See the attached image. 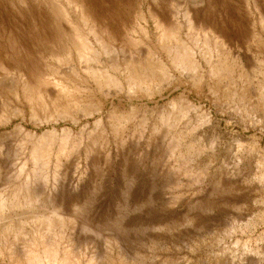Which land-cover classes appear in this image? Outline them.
I'll list each match as a JSON object with an SVG mask.
<instances>
[{
	"label": "rangeland",
	"instance_id": "rangeland-1",
	"mask_svg": "<svg viewBox=\"0 0 264 264\" xmlns=\"http://www.w3.org/2000/svg\"><path fill=\"white\" fill-rule=\"evenodd\" d=\"M28 194L0 264H264V0H0V201Z\"/></svg>",
	"mask_w": 264,
	"mask_h": 264
},
{
	"label": "bare ground",
	"instance_id": "bare-ground-1",
	"mask_svg": "<svg viewBox=\"0 0 264 264\" xmlns=\"http://www.w3.org/2000/svg\"><path fill=\"white\" fill-rule=\"evenodd\" d=\"M218 44H219V42L216 40V38L212 34L209 33L206 37V46H207V50H208L210 57H212L211 55L213 53V46L217 47ZM210 59L211 58H209V61H211ZM176 60H177V62H181V61L186 60L188 70H196L197 69L196 64L192 60V53L191 52H189V53L184 52V54H178V56H176ZM157 69L158 68L150 67V71L152 72L151 75H147L144 71H143V73L135 71V73L133 75L129 76L131 83H132L131 89H137V88H142V87L148 86L153 82L154 79H157V80L162 81V82L168 81L170 79V76L165 69L160 68L161 70L158 73H156ZM221 71H222L221 68L217 67L216 65H211L210 72H211L212 76H221L220 75ZM98 76H99V78H101V79L98 78L99 80H101V82H99L100 87L120 88V84H119V81L117 79H114L109 75H106V73H100ZM60 94H63L62 90H61ZM77 105H78V102H76L74 100H66V101H63L62 104L60 103V106H66V108L77 107ZM62 143H63V141H62ZM60 147L61 148H60L59 152L62 154H65L67 151L66 149L69 148L68 144H62ZM38 152H40V150H37L34 152V154H33L34 159H37ZM42 152L44 154L46 153L45 156H43V157L47 158V156L49 157L51 155V149H49V148H46ZM29 182L30 181L28 180V184H29ZM31 195L32 194H28L27 198L24 197L25 200H22L23 202L19 200L18 202H15L13 204L10 203L8 199H3L2 201H0V217H2L3 214L11 207H14V206L19 207V206H22L23 204H32L34 201L33 200L34 197H32ZM51 217H53V216H51ZM49 219L50 218H46V220L41 221V222H42V226H43V224H45L48 229H51L54 226V222H53V220H49ZM54 220H55V217H54ZM37 221H38V219H37ZM60 222H62L63 226H66V222L65 223H63V221H60ZM70 223L73 224V221L69 222V224H68L69 226H70ZM72 224H71V227H72ZM55 226L53 228H55ZM47 228H46V230H47ZM64 229H66V228H64ZM7 230H8V233H9V231L14 233V231H12V228H9ZM15 236H18V235H15ZM33 245H34V247L35 246L37 247V243L36 244L34 243ZM36 247L34 249H30L27 252L28 253L27 256L24 258H22L20 256L17 257L16 255H14L12 257V261H13L12 263L13 264H58V263L59 264H76V262L72 261V259L70 258L69 252H66L64 254L63 258H61L59 256L61 247H60V244H58V243H55V245L53 247L50 246L51 248L48 250H46L47 249L46 248L42 252Z\"/></svg>",
	"mask_w": 264,
	"mask_h": 264
}]
</instances>
